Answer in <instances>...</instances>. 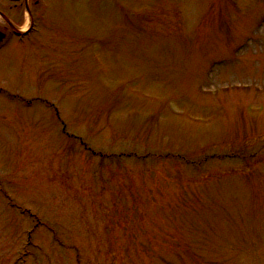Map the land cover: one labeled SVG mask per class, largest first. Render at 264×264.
<instances>
[{
    "label": "rangeland",
    "instance_id": "rangeland-1",
    "mask_svg": "<svg viewBox=\"0 0 264 264\" xmlns=\"http://www.w3.org/2000/svg\"><path fill=\"white\" fill-rule=\"evenodd\" d=\"M42 7L40 100L0 97V264L37 221L7 198L25 264H264V0Z\"/></svg>",
    "mask_w": 264,
    "mask_h": 264
},
{
    "label": "flooded vegetation",
    "instance_id": "flooded-vegetation-1",
    "mask_svg": "<svg viewBox=\"0 0 264 264\" xmlns=\"http://www.w3.org/2000/svg\"><path fill=\"white\" fill-rule=\"evenodd\" d=\"M42 2L43 0H0V66L2 65L1 68L4 69H15L17 72L15 76L22 78L10 83L0 81V97L4 98L2 102L28 101L29 97L35 101L40 100L41 73L29 74L27 70L30 62L29 55L23 52L16 54L15 51H19L17 33H21L25 41L28 37L32 39L33 27L36 26L37 19H40L37 13L43 9ZM35 45L39 46V43ZM6 57H8L7 60ZM40 59L42 61L41 57ZM28 93L32 94L29 96Z\"/></svg>",
    "mask_w": 264,
    "mask_h": 264
},
{
    "label": "trees",
    "instance_id": "trees-1",
    "mask_svg": "<svg viewBox=\"0 0 264 264\" xmlns=\"http://www.w3.org/2000/svg\"><path fill=\"white\" fill-rule=\"evenodd\" d=\"M160 158H170L169 156H167V157H160Z\"/></svg>",
    "mask_w": 264,
    "mask_h": 264
}]
</instances>
